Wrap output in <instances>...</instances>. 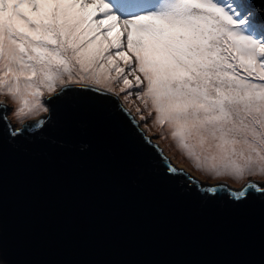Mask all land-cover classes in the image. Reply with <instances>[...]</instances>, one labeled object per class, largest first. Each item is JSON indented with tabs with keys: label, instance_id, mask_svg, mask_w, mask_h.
Masks as SVG:
<instances>
[{
	"label": "snow or ice",
	"instance_id": "1",
	"mask_svg": "<svg viewBox=\"0 0 264 264\" xmlns=\"http://www.w3.org/2000/svg\"><path fill=\"white\" fill-rule=\"evenodd\" d=\"M255 15L248 0H0V95L19 105L21 123L69 90L114 98L129 116L122 105L135 96L198 169L264 175V23ZM248 189L264 192L249 183L231 195Z\"/></svg>",
	"mask_w": 264,
	"mask_h": 264
},
{
	"label": "water",
	"instance_id": "2",
	"mask_svg": "<svg viewBox=\"0 0 264 264\" xmlns=\"http://www.w3.org/2000/svg\"><path fill=\"white\" fill-rule=\"evenodd\" d=\"M45 102L40 128L0 103V264H264V192L231 195L264 179H196L114 98Z\"/></svg>",
	"mask_w": 264,
	"mask_h": 264
},
{
	"label": "rangeland",
	"instance_id": "3",
	"mask_svg": "<svg viewBox=\"0 0 264 264\" xmlns=\"http://www.w3.org/2000/svg\"><path fill=\"white\" fill-rule=\"evenodd\" d=\"M225 2H236L238 3L239 0H225ZM255 12L258 9L252 8ZM255 19L259 23H264V18L260 16L255 15ZM264 33H257V35H261ZM114 75V73H113ZM130 79H133L132 77H129ZM112 87L115 89L116 92H120V87L122 85H117L115 83L112 84ZM49 94L45 92V97H47ZM124 93H120L121 98L123 97ZM0 103L6 104L9 106V112H8V118L11 122V124L16 127L20 128L24 123L28 122H36L43 118L47 113L41 112L39 115H32L27 116L24 118L23 123L20 122V120L17 119L15 115V110L19 106L15 101H13L8 95H0ZM46 103V102H45ZM123 104L134 114L138 122L142 125L143 129L146 131V133L153 138V140L159 144L160 148L163 150V152L166 154L168 158H170L171 161H173L178 167H180L185 172L189 173L196 179L206 182V183H216L219 181H225L228 183L230 187L233 188H241L243 187L247 182L250 181H256L260 179H264V175H254V176H247L245 175L243 179L237 180L235 177L230 175H219L216 176L214 174H210L206 171H203L201 169H198L195 166V163L192 159H190L186 153H184L176 144L175 140L171 136V129L165 125L161 126L158 124L153 123L155 112L152 111L151 107L148 109L144 108L143 103L137 99L135 96L130 97L128 101H124ZM137 109H140L138 112ZM151 112V115L149 114ZM143 114V116L146 118L144 120L140 119V115Z\"/></svg>",
	"mask_w": 264,
	"mask_h": 264
},
{
	"label": "trees",
	"instance_id": "4",
	"mask_svg": "<svg viewBox=\"0 0 264 264\" xmlns=\"http://www.w3.org/2000/svg\"><path fill=\"white\" fill-rule=\"evenodd\" d=\"M249 2V1H248ZM251 7L254 8V4L252 2H249ZM256 16H257V12H256ZM258 17V16H257ZM136 120V119H135ZM140 123V122H139ZM140 127L142 128V125H140Z\"/></svg>",
	"mask_w": 264,
	"mask_h": 264
}]
</instances>
